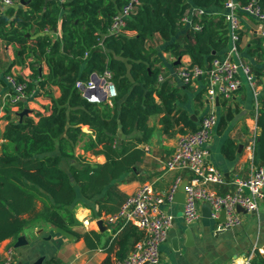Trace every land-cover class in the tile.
Returning <instances> with one entry per match:
<instances>
[{
    "label": "trees",
    "instance_id": "obj_1",
    "mask_svg": "<svg viewBox=\"0 0 264 264\" xmlns=\"http://www.w3.org/2000/svg\"><path fill=\"white\" fill-rule=\"evenodd\" d=\"M127 1L23 0L24 7L17 5L0 14V39L18 45L20 54L28 50L47 66L45 75L33 69L30 81L20 78L27 84V93L51 87L60 91L58 98L48 95L50 107L43 114L33 113L37 121L18 117L24 103H19L15 114L5 109L7 123L0 145V243L38 223L70 231L74 224L72 209L78 202L92 201L97 216L115 212L125 200L115 182L142 159L139 146L150 136L146 125L150 115L163 113L161 122L166 127L173 121L195 130L186 114L175 110L174 103L181 95L167 80L157 82L156 59H150L144 44L158 34L167 43L164 52L175 61L185 55L191 65L206 67L226 45L223 16L197 17L194 13L191 23L202 26L197 32L185 29L180 20L191 7L223 8L226 0H137L123 31L102 37ZM260 3L264 7V0ZM33 26L36 32L59 27L60 36L55 40L38 37L29 48L27 34ZM124 32L135 34L128 37ZM175 36L177 39L171 42ZM100 41L102 47L98 46ZM251 55L263 58L260 40ZM105 69L112 73L117 96L111 106L87 102L75 82ZM254 72L258 77L262 74L259 68ZM118 123L123 139L118 138ZM257 125V145L264 161V106ZM81 126H88L93 137L84 142V149L103 155L104 163H85L74 157L75 147L85 137ZM230 144L223 147V153L232 160L233 154L227 150ZM50 263L55 264L53 260Z\"/></svg>",
    "mask_w": 264,
    "mask_h": 264
},
{
    "label": "crops",
    "instance_id": "obj_2",
    "mask_svg": "<svg viewBox=\"0 0 264 264\" xmlns=\"http://www.w3.org/2000/svg\"><path fill=\"white\" fill-rule=\"evenodd\" d=\"M5 10L0 7V14ZM202 10L211 16H223L225 12L223 8L217 7L202 8ZM255 25L256 22L253 19L242 20L243 28L236 58L248 64L254 75L255 69H261V76L255 75L259 83L257 84L258 97L260 96L257 110L252 90L241 74L239 75L240 87L235 94L229 100L218 99L212 104L207 101L204 94V79H196L190 86L183 85L177 79L175 75L177 68L173 67L176 61L174 57L164 52L163 49L167 43L158 34L144 44L150 59H156L154 67L159 70L158 77L161 76L162 81L167 80L170 87L181 95V98L174 103L175 110L184 112L193 122L195 130L203 116L211 112L216 115L217 125L207 147V162L222 174L223 184L212 185L219 194L234 190L235 183L246 180L253 167L264 168V161L260 158L257 145L260 134L257 120L264 106V56L258 59L251 55L257 40L264 45V37H259L255 33ZM183 27L188 29L186 25ZM124 34L131 37L135 33L124 32ZM27 35L30 37L27 47L32 48L38 37L47 36L51 40L58 38L60 28L36 32L33 26L30 34ZM176 39L177 36L172 37L171 42ZM229 47L230 41L227 39L226 45L216 55H224ZM179 61L180 65L191 64L190 58L185 55ZM33 69L38 70L41 75H45L48 71L43 60L38 61L28 50L20 54L18 45L7 44L0 39V145L3 143L1 133L7 123L5 109H9L13 114L18 112V107L10 108L6 105L5 99L9 87L4 76L12 73L17 78L30 81ZM158 77L157 82H162L158 80ZM33 95L27 103H24V107L30 111L28 116L37 121L33 113L43 114L50 107L48 95L58 98L60 91L57 87L35 89ZM153 97L155 103L159 105L158 97L156 95ZM107 104L111 106V102ZM162 118L163 113L148 117L146 125L150 130V136L139 146L143 151L142 159L133 166L130 173L122 175L115 182L117 189L124 195V199L145 182L152 184L155 193L164 195L179 178L180 184L177 188L179 192L182 184L187 183L190 178L185 171L167 170L165 163L173 153L179 136L191 131L183 127L182 122L172 121L171 125L166 127L161 122ZM81 131L85 137L75 147L74 157L85 163H104L103 155L95 154L94 150L84 149V142L92 135V131L88 126H81ZM252 135L256 136L253 160L250 159L246 150ZM229 142L231 144L227 150L233 154L232 160L226 158L223 153V147ZM89 203L78 202L73 206L74 224L70 225V231H66L70 235L69 238L57 233L55 227L48 223H38L35 227L25 228L16 238L1 242L0 264L3 251L8 246L14 248L13 264H52L50 263L52 260L55 264H116L128 255L136 242L143 239V233L130 223L119 221L108 225L105 222L104 218L115 213L121 205L113 213L101 212L97 216V206L92 201ZM159 209L172 216L173 220L168 230L167 240L160 246L158 264H264V204H261L253 213L236 210L241 218V224L234 228L219 230L220 214L217 220L212 219L211 216L208 217L209 206L199 203V217L195 222L190 223L193 225L190 229L192 244H187L184 235H180V231L184 230L181 225L185 223L181 215L182 204L176 203L173 198L171 203L160 205ZM99 220L102 221V231L97 226ZM17 242L20 245L15 247Z\"/></svg>",
    "mask_w": 264,
    "mask_h": 264
},
{
    "label": "built area",
    "instance_id": "obj_3",
    "mask_svg": "<svg viewBox=\"0 0 264 264\" xmlns=\"http://www.w3.org/2000/svg\"><path fill=\"white\" fill-rule=\"evenodd\" d=\"M137 4V0H128L112 17L107 34L103 37L121 33L127 19L135 12ZM17 5L19 0H0L2 9ZM223 9L227 38L230 41L229 49L224 55L214 57L206 67L180 65L175 75L186 86L192 85L196 79H204L205 97L208 102L214 104L218 99L229 100L235 94L240 87L239 75L241 74L252 90L257 110L259 108L258 86L254 80V73L248 64L236 57L243 28L242 20L253 19L256 22L255 33L259 37H264V7L260 0H247L245 3L239 0H226ZM194 13L197 17L205 14L202 8H190L189 13L181 18L180 23L186 25L189 30L197 32L202 26L191 23ZM101 41L98 46L102 45ZM86 56L87 53L84 54V57ZM4 80L9 87L5 100L10 108L18 107L19 103H27L34 96L35 91L27 93L26 82L21 81L16 75L6 74ZM158 80L162 81V77L159 76ZM74 86L89 103H110L117 96L112 82V73L108 69L101 73H92L87 80H77ZM216 125L217 117L213 112L203 116L195 131L179 136L165 166L167 170H181L190 175L184 187V202L181 209L183 220L188 224L195 222L199 217V203H205L209 206L210 216L214 220L218 219L222 211L224 212V222L218 225V229L225 230L241 224V218L236 213L237 208L253 213L261 204H264V168L253 167L246 180L235 183L234 190L225 194L217 193L212 185L223 184V177L207 162V147L212 140ZM248 141L246 150L250 159L253 160L256 136L252 135ZM179 184L180 179L177 178L164 195H159L155 193L151 183L145 182L126 197L115 213L104 218L108 225L122 221L132 224L143 233V239L136 242L128 255L116 264L159 263L160 246L167 240L168 230L173 220L172 216L163 213L159 206L173 201ZM13 258L14 248L8 246L3 251L1 264H13Z\"/></svg>",
    "mask_w": 264,
    "mask_h": 264
},
{
    "label": "water",
    "instance_id": "obj_4",
    "mask_svg": "<svg viewBox=\"0 0 264 264\" xmlns=\"http://www.w3.org/2000/svg\"><path fill=\"white\" fill-rule=\"evenodd\" d=\"M19 4L21 6H25L26 3H24L23 0H19ZM212 54L214 55V52H212ZM179 63H180V61L178 59V60H176V62L174 63V65H178ZM263 64H264V61H263ZM28 114H30V111L28 109H23L20 113H18V117L21 119L23 116H28ZM118 138L119 139H123L124 138V135L122 134V131H121V125H120V123H118ZM185 185H186V182L182 184V186L179 189V192H178V189H177V191H176V193L174 195V201L176 203L183 204V202H184V187H185ZM241 210L242 209L237 208V211L238 212L241 211ZM208 217H210V211H208ZM224 219H225V215H224V212L222 211L220 213V217L218 219V222L222 223V222H224ZM97 226L102 231V229H103L102 228V221H100V220L97 221ZM181 226L184 228V230L180 231V235H184L185 240L187 241V244H189V243L192 244V233H191L190 229L193 227V225L192 224H187L185 222ZM55 231L57 233L63 235V236H66L68 238L70 237V235L66 231L62 230L61 228L55 227ZM218 232H221V231H218ZM19 245H20V243L17 242L15 244V247H18Z\"/></svg>",
    "mask_w": 264,
    "mask_h": 264
},
{
    "label": "rangeland",
    "instance_id": "obj_5",
    "mask_svg": "<svg viewBox=\"0 0 264 264\" xmlns=\"http://www.w3.org/2000/svg\"><path fill=\"white\" fill-rule=\"evenodd\" d=\"M240 55H241V53H240ZM243 60H246L245 58H242ZM254 80H255V82L259 85V83H258V81H257V77L254 75ZM263 82H264V80H263ZM248 84V83H247ZM259 100H260V96L258 97V102H259Z\"/></svg>",
    "mask_w": 264,
    "mask_h": 264
}]
</instances>
